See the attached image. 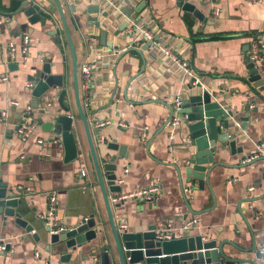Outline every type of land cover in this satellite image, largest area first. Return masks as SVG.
Here are the masks:
<instances>
[{
  "label": "crops",
  "instance_id": "crops-1",
  "mask_svg": "<svg viewBox=\"0 0 264 264\" xmlns=\"http://www.w3.org/2000/svg\"><path fill=\"white\" fill-rule=\"evenodd\" d=\"M39 1H43L53 14L56 13L51 0ZM60 2L63 4L64 1ZM190 2L204 15L203 22L182 11L177 6V0H131L132 5L137 3L134 11L140 5L141 9L147 8L164 33L181 40L176 50L182 52L183 57L190 62L194 76L201 86L196 91L206 90L219 94L223 99V107L235 113L231 121L238 133L236 146L241 147L242 152L231 155L224 145L223 150L214 155V161L222 163L213 171L209 183L215 200L214 208L211 193L206 187L203 191L191 192L186 190L188 185L184 184L185 192L182 196L175 169L169 164H182L186 135L180 122L173 133V149L169 150L168 129L163 128V125L169 117L166 105L189 93L187 87L190 84L182 83L178 78V70L166 60L145 53L139 55L130 52L118 61V57L104 51V57L106 55L109 58L105 57L104 65L97 69L94 76L97 82L92 89L93 100L88 108H84L91 130L97 128V122H108L95 144L114 138L118 145L126 147L127 158L118 162L121 187L119 195L134 193L150 185L153 180L160 185V194L152 203L127 199L120 208H113L114 221L116 225L123 222L129 232H140L153 224L162 228L166 222H171L175 230H181L183 221L197 217L199 222L193 227L192 234L218 241L229 240L248 249L251 246V231L256 250L259 251L264 243V177L261 176L264 161L249 166L242 165L247 155H264V93L257 92L246 80L250 68L247 64L250 45L255 39L264 42V0ZM8 4L15 7L18 2L0 0V10L6 11L4 5ZM68 4H75L76 13L82 17L79 29L72 22L74 16ZM68 4L62 9L72 36L77 63L81 64L86 56L82 43L93 37L98 47L97 38L102 30L100 27L96 29L94 23L87 22L88 0H70ZM214 8L220 10L217 17L212 15ZM53 30L56 31L55 38L50 35ZM77 30L82 38H76V45L74 34H78ZM24 34L29 35L30 43L26 60L22 62L20 49ZM56 37L61 38L59 42ZM64 38L58 19L41 25L30 24L20 16L18 19H10L7 25L0 28V42L4 46L7 43L14 44L19 60L16 63L19 69L9 71L7 55L2 51L0 78L7 76L8 80L0 81V110L7 111L6 117L0 119V180L25 189V193L29 195L28 209L36 216L46 213L48 199L54 194V215L57 214V219H62L64 228L83 218L80 213H85L93 204L100 213L106 240L113 249L101 192L98 188H93V195L89 196L82 190L86 188L87 182L97 184L82 124L79 122L76 127L77 130L81 129L77 137L80 146L78 160L65 163L63 148L59 146L52 150L51 145L46 143L47 134L41 130V121H46L42 114L45 110L44 100H37L36 107L32 106L33 97L26 88L27 77L40 66L37 59L52 62L53 75L64 73L66 68L71 69V56ZM106 41L119 44L121 38L112 39L107 36ZM88 47L87 55H90L94 51H90V46ZM257 66L264 79V61ZM132 78L134 79L126 89L127 82ZM80 98L83 103V90ZM11 101L17 102V107H12ZM27 105L32 109L37 126L22 141L16 133V126L24 116ZM246 106H249L248 121L245 129L240 130V118L246 114ZM48 109L53 114L59 112L55 100L51 101ZM93 111L96 113L91 116ZM94 121L95 124H91ZM118 122H123L127 128L119 127ZM144 127H147L146 137L141 141L139 138ZM37 139H42L45 143L38 145ZM81 170L86 173L83 178L80 177ZM111 196L108 192L109 200ZM244 199H251L253 202L241 203ZM198 212L202 213L196 214ZM177 213L182 214V217L176 218ZM0 239L6 245V250L0 252V264H46L49 258L24 230L14 227L13 219L8 218L4 222L1 215ZM36 252L41 255L40 260L35 259ZM238 256L254 259L253 253ZM50 264L73 263H61L52 259Z\"/></svg>",
  "mask_w": 264,
  "mask_h": 264
},
{
  "label": "water",
  "instance_id": "water-1",
  "mask_svg": "<svg viewBox=\"0 0 264 264\" xmlns=\"http://www.w3.org/2000/svg\"><path fill=\"white\" fill-rule=\"evenodd\" d=\"M51 1L56 8L55 14L48 10L43 1L39 0H17L18 7H11L9 4L4 5L6 11L0 10V20L3 21L0 28L7 25L10 19H18L20 16L27 19L30 24L45 25L53 19H58L60 22L71 56L72 84L70 91L72 92L76 115H72L70 107L65 103V98L68 96V92L64 88L65 75L64 73L51 74L52 62L36 60L37 63H40L39 68L27 77V82H31L33 85L29 89V94L33 97L32 106L36 107V101L40 98L44 100L45 110L42 114L46 121H41V130L47 134L46 143L51 145L52 150L59 146L63 148L65 163L78 159L80 146L76 127L77 123L82 124L97 179V184L87 182L86 188H82V190L84 194L89 196L93 195V188H98L101 192L113 249L110 248L106 240L107 235L104 232L102 218L93 204L86 209L85 213H80L81 216H84L83 218L64 228L62 227V219H57V214L49 221V219H41L40 215L36 216L33 211L29 210L28 205L30 203L27 201L29 195L25 193V189L11 186L7 181L0 180V215L2 220L5 222L8 218L13 219L14 227L24 230L41 251L49 257L46 264H50L52 259L61 263L71 262L73 264H264V254L256 250L251 231H249L251 246L248 249H243L229 240L218 241L208 239L203 235H194L192 234L193 228L186 230L171 228L168 230L153 224L148 226L145 231L129 232L126 229L119 231L112 210L113 208H120L125 201L114 206L111 205L108 192L112 196L121 192V187L117 184L118 162L127 158L126 147L118 145L114 138L109 141L103 140L98 145L95 144L101 137L103 127L91 130L90 122L80 101L77 56L62 9L67 6L70 0H63V4L60 0ZM88 5L86 8V14L89 15L87 22L94 23V27L98 29L100 25L93 17L94 14L98 13V6L90 2ZM177 6L182 11L192 14L198 21H204V15L190 0H177ZM68 7L74 16L72 22L79 29L82 17L76 13L75 4H68ZM140 9L141 5L136 8L135 12L138 13ZM123 12L127 15L131 13L128 9H124ZM102 16L105 17L106 13H103ZM125 26L126 24L122 23L113 33V36H118ZM55 34V30L50 32L54 38ZM106 37L107 33L101 31L99 38H97L98 47L106 46L114 50L118 49L112 42L106 41ZM60 39L56 37L57 42ZM88 43V40L82 43L86 53L89 51ZM148 46L147 43L141 50H145ZM28 48L29 45L27 50ZM130 52L141 54L138 50L129 49L118 57V61ZM1 56H3L2 51H0V58ZM247 64L250 68L246 80L252 84L257 92L264 93V79L261 78L259 67L253 66L250 62ZM8 69L9 71H17L19 66L9 62ZM133 79L127 82L126 89ZM200 87L199 84L188 85L189 93L176 98L178 105L173 102L166 105L169 110V117L163 128L167 126L174 115L179 118L186 135L187 140L184 144L186 150L182 164H169L175 169L182 196L185 192L184 184L188 185L186 190L191 192L193 190L203 191L206 187L211 193L214 208L215 200L209 183L213 177V171L222 163L215 162L213 157L223 150L224 145L231 155L240 154L242 148L236 146L238 133L234 128L233 121H231L235 113L227 111L223 107V99L219 94L210 93L206 90L196 91V88ZM53 100L58 106L59 112L56 114L48 109ZM244 111L246 114L240 118L242 122L240 130L245 129V123L249 117V106H246ZM95 113L93 111L91 116H94ZM91 124H95V121ZM259 161H264V156L250 160L242 166H249ZM261 176L264 177V171L261 172ZM184 201L187 204L185 198ZM244 202L250 203L253 200L244 199L241 203ZM241 203L238 205V209H240ZM191 213L194 214L192 210ZM167 232L171 235L170 240L159 238ZM248 253H253L254 259H244L238 256V254Z\"/></svg>",
  "mask_w": 264,
  "mask_h": 264
},
{
  "label": "built area",
  "instance_id": "built-area-1",
  "mask_svg": "<svg viewBox=\"0 0 264 264\" xmlns=\"http://www.w3.org/2000/svg\"><path fill=\"white\" fill-rule=\"evenodd\" d=\"M90 3H93L98 6V13L93 16L96 18V21L100 25V29L107 33V36H110L112 39H116L118 37L121 38V42L114 43L118 49L114 50L108 47H97V42L93 41V37L89 41L90 51H94L93 53L85 52L86 56L83 58L81 64H78L79 74H80V83L81 89L85 93V99L82 103L83 108H88L89 103L93 100V92L94 83L97 82V79H94L96 75L97 69L104 65L103 60L106 57L103 55V52H107L109 55L114 57H119L122 53L126 52L129 49H135L140 51L141 53L149 54L154 58H160L162 60L168 61L170 64L174 66L175 69L178 70V78L184 84L197 85L198 81L194 76L193 69L190 66L189 60L185 59L182 55V52L176 50V46L181 43L180 39H176L170 37L166 33H164L154 21V19L150 16L147 8H142L138 13L134 11L137 3L135 5L131 4V0H88ZM144 4V2H143ZM124 9H128L131 11L129 15L123 12ZM220 10L218 8H214L212 10V15L217 17ZM103 13H106V16H102ZM125 23L126 26L123 30H121L118 36H113V33L118 29V27ZM3 24V21L0 20V26ZM96 39V38H95ZM93 41V42H92ZM30 43L29 35L24 34L21 37V49L20 53L22 56V62L26 60V51L27 46ZM149 46L145 50H141L146 44ZM6 47V48H4ZM0 51H4L7 55V59L9 62L18 63V56L16 52V47L12 43H7L4 46L0 42ZM177 51V52H176ZM247 60L253 66H256L258 63L264 61V42L260 40H253L250 48L247 52ZM8 80L7 76L1 77L0 81L6 82ZM31 82H27L26 88L30 89L32 87ZM82 102V100H81ZM176 105H178L177 100H174ZM10 105L12 107H17L18 103L15 101H11ZM6 110H0V119H4L6 117ZM108 122H97L96 127H104ZM180 120L178 117L174 115L171 117L167 124L168 135V149H173V133L179 127ZM37 126L36 120L33 118L32 109L30 105H27L25 108V114L21 118L20 122L16 126V133L20 137L22 141L26 140L27 135L33 131ZM118 126L121 128H127V125L123 122H118ZM147 127H144L143 132L140 136V140L143 141L146 137ZM36 143L38 145H43L44 141L42 139H37ZM259 154L247 155V159L243 162L246 163L250 160L258 158ZM86 176L84 170L80 171V177L83 178ZM117 184L120 185V178L117 179ZM160 194V185L156 180H153L150 185L145 188H140L136 192L131 193L129 195H114L111 196L109 202L111 205L119 203L121 201H125L127 199H137L146 203H152L156 200V198ZM55 212V196L51 194L48 199V210L45 214L40 215L41 219H49L52 220ZM182 214L177 213L176 218H181ZM199 219L197 217H192L188 221H183L181 230H186L193 228ZM119 231H123L126 229V225L123 222H120L116 225ZM163 228H167L170 230L172 228L171 222H166L163 225ZM160 239L170 240L171 235L167 232L163 236H159ZM6 250V245L0 239V252H4ZM259 251L264 254V243H262ZM36 260H40L41 255L36 252L34 255Z\"/></svg>",
  "mask_w": 264,
  "mask_h": 264
},
{
  "label": "rangeland",
  "instance_id": "rangeland-1",
  "mask_svg": "<svg viewBox=\"0 0 264 264\" xmlns=\"http://www.w3.org/2000/svg\"><path fill=\"white\" fill-rule=\"evenodd\" d=\"M52 12V11H51ZM18 17V16H17ZM63 31V29H62ZM78 34H74L75 37H74V41H75V44L77 45V42H76V38L77 37H81L80 35V32L77 30ZM75 33V32H74ZM64 35V34H63ZM72 37V36H71ZM82 38V37H81ZM64 41L66 42L65 38H64ZM73 42V41H72ZM67 43V42H66ZM78 68H77V76H78V84H79V93L82 92V89H81V83H80V74H79V65H77ZM64 77H65V85H64V88L67 90L68 92V96L65 98V103L66 105H68V107H70L71 109V112L76 115V111H75V106H74V101H73V96H72V93L70 91L71 89V84H72V75H71V69L68 70L67 68L65 69V72H64ZM41 99V98H40ZM80 101H81V98H80ZM81 131V129L79 128V130H77L76 128V133H79ZM84 132V131H83ZM78 160V159H77Z\"/></svg>",
  "mask_w": 264,
  "mask_h": 264
}]
</instances>
